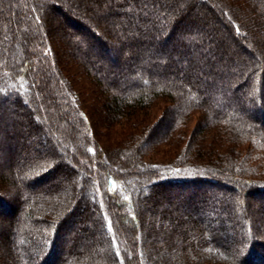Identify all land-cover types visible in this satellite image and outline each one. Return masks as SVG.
Instances as JSON below:
<instances>
[{
  "label": "trees",
  "instance_id": "16d2710c",
  "mask_svg": "<svg viewBox=\"0 0 264 264\" xmlns=\"http://www.w3.org/2000/svg\"><path fill=\"white\" fill-rule=\"evenodd\" d=\"M260 26L264 0H0V264H264Z\"/></svg>",
  "mask_w": 264,
  "mask_h": 264
},
{
  "label": "rangeland",
  "instance_id": "374dc122",
  "mask_svg": "<svg viewBox=\"0 0 264 264\" xmlns=\"http://www.w3.org/2000/svg\"><path fill=\"white\" fill-rule=\"evenodd\" d=\"M92 12L94 13V11L92 10ZM88 17L89 18H92L91 17V14L89 13V15H88ZM260 29H259V31H258V33H261L262 31H264V29H261L262 27L260 26L259 27ZM75 76H79V74H75ZM80 78L81 77H78V78H76L77 80H80ZM53 134V133H52ZM50 135H51V133H50ZM0 164H2V165H6V161L3 159H0ZM262 169L261 168H258L257 169V172L258 173H262ZM113 184H115V187H113ZM112 184V186H111V190L113 191V192H118L119 191V189H118V185H117V183H113ZM233 192H235V190L233 191ZM237 192V191H236ZM245 198H246V196H245ZM245 201H247V206H249L250 204H252V206L254 207V208H256L257 209V207H258V205H259V202L256 200V199H254V201L252 200L251 201V199L250 198H246L245 199ZM5 219H9L10 220V218H9V216H8V218H5ZM149 220V219H148ZM145 222V221H144ZM259 222V223H258ZM256 223L259 225H263L264 224V216H263V219H260V217H259V220H257L256 219ZM78 226H73V228H72V230L70 231V234H69V237H74L77 233H78V228H77ZM173 228V227H172ZM0 232H1V230H0ZM231 244H233L232 242H231ZM8 263L9 264H11V261H8Z\"/></svg>",
  "mask_w": 264,
  "mask_h": 264
},
{
  "label": "snow or ice",
  "instance_id": "6c2138e0",
  "mask_svg": "<svg viewBox=\"0 0 264 264\" xmlns=\"http://www.w3.org/2000/svg\"><path fill=\"white\" fill-rule=\"evenodd\" d=\"M113 187H115V184H113ZM125 199H127V197H125Z\"/></svg>",
  "mask_w": 264,
  "mask_h": 264
}]
</instances>
